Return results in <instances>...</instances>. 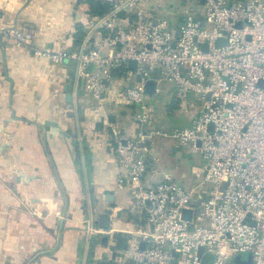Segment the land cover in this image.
<instances>
[{"label": "built area", "instance_id": "obj_1", "mask_svg": "<svg viewBox=\"0 0 264 264\" xmlns=\"http://www.w3.org/2000/svg\"><path fill=\"white\" fill-rule=\"evenodd\" d=\"M95 1L109 10L83 24L76 50L34 54L56 65L74 61L95 111L134 108L133 137L110 127L143 224L119 232L127 245L114 251L113 263L235 264L245 254L247 264H264V0H203L201 17L189 10L180 24L160 17L150 0ZM0 38L18 49L33 42L32 32L15 27H0ZM219 40L225 43L216 47ZM115 80L121 89L111 87ZM148 81L155 83L151 96ZM165 84L174 87L189 127L149 128L157 116L148 99L159 97ZM158 139L171 140L186 157H201L203 174L190 185L176 180L162 168ZM89 235L111 238L101 229Z\"/></svg>", "mask_w": 264, "mask_h": 264}, {"label": "crops", "instance_id": "obj_2", "mask_svg": "<svg viewBox=\"0 0 264 264\" xmlns=\"http://www.w3.org/2000/svg\"><path fill=\"white\" fill-rule=\"evenodd\" d=\"M0 3V27L33 34L31 46L22 49L0 38V264H107L102 254L110 239L116 244L126 236L119 232L143 224L117 165L110 127L133 137L134 108L104 105L102 112L95 111L97 104L72 61L56 65L34 54L41 48L71 52L79 47L76 28L83 31V24L93 20L86 0ZM202 4L183 0L181 11L172 12L173 20L180 24L189 10L200 18ZM113 85L123 87L118 80ZM157 100L165 112L173 104L182 106L169 84ZM184 117L180 123L188 126L176 129L190 126L188 114ZM155 145L161 162L163 157H185L171 140L158 139ZM162 168L184 185L203 174V168L178 174L176 165L162 163ZM107 218L111 238L106 236L103 245L105 236L90 237L89 230H104Z\"/></svg>", "mask_w": 264, "mask_h": 264}, {"label": "rangeland", "instance_id": "obj_3", "mask_svg": "<svg viewBox=\"0 0 264 264\" xmlns=\"http://www.w3.org/2000/svg\"><path fill=\"white\" fill-rule=\"evenodd\" d=\"M150 1L153 4L155 0H150ZM158 2H159V5H155V9L157 6H159L160 10L162 11V12L159 11L160 17L166 18L169 22L174 24L172 12L173 13H176V12L179 13L181 11L183 0H158ZM188 3L198 4V0H186V4H188ZM159 8H157L156 10L158 11ZM154 98L155 97H153L152 99L151 98L148 99L150 101V103H153V100H155ZM156 99H157V97H156ZM157 105L159 106V103H157ZM183 111H184V107L182 108L181 106H177V105L173 106V113L179 112L181 117H179V115L176 116V114L172 115L173 113L171 114L170 111H166L167 114L164 111L163 115L161 117L162 112L160 113V111H159V114L157 113L158 114L157 117L159 119L156 120V122H154L152 124V126L150 125L149 128L157 127L158 129L165 130L166 128L171 129L173 127L174 128L175 127H181V124L187 125L186 123L185 124L180 123V121L183 119V116L187 117V113L183 114L182 113ZM169 113H170V115H169ZM155 119H156V117H155ZM171 121H173V123ZM164 127H166V128H164ZM155 144H156V141L154 143V147L156 146ZM162 163L167 168H169L171 164L173 167H175V165H176V167H178V168H175V171H174L175 174H178L180 171H182L184 173H188V172H191V169L201 170L203 168V166L201 164L203 163V165H204V162H202V159L199 156H193V157H189V158H187L185 156L181 160H175L172 158L163 157ZM187 175L190 176V173ZM114 251H115L114 248H111L110 246L107 247L106 252L104 253V257L109 258L111 260V262H107V264H114L113 261H115L116 257H117V255L114 253Z\"/></svg>", "mask_w": 264, "mask_h": 264}, {"label": "water", "instance_id": "obj_4", "mask_svg": "<svg viewBox=\"0 0 264 264\" xmlns=\"http://www.w3.org/2000/svg\"><path fill=\"white\" fill-rule=\"evenodd\" d=\"M202 2H203V0H202ZM224 43H225V41L219 40V41L216 42L215 45H216V47H220ZM206 49H207V46L205 45L203 50L206 51ZM72 62L74 63V65H76V63L74 61H72ZM128 65H129L130 68H135V62H133V61H130ZM136 80L139 81L140 77L137 76ZM129 87H132V83L129 85ZM145 89H146V92L148 93V95L151 96L153 94V92H154V89H155V83L153 81H148L146 83V85H145ZM207 98H208V96H207ZM173 153H175V151H173ZM177 156L180 157V154L177 153ZM108 197L112 198V196H108ZM107 199H110V198H107ZM182 214H183L184 218L188 219L189 216H190V211L184 210ZM103 215H105V214H103ZM103 215L100 216L101 220H104V216ZM108 223L109 222H108V218H107L106 224L103 226L104 230H106L108 228ZM127 239H128L127 236H122V237L119 236L117 238V241H116L114 249L118 250V251H123L125 249ZM107 240L108 239H107L106 236L102 237L101 244L106 245L107 244ZM201 252H202V249L200 248L199 249V254ZM102 257H104V253L102 254ZM249 259H250L249 256H247L245 254H241V255H238L237 257H235L233 262L235 264H247L250 261Z\"/></svg>", "mask_w": 264, "mask_h": 264}, {"label": "trees", "instance_id": "obj_5", "mask_svg": "<svg viewBox=\"0 0 264 264\" xmlns=\"http://www.w3.org/2000/svg\"><path fill=\"white\" fill-rule=\"evenodd\" d=\"M86 3L88 5V7H89V14H90V16H93V17L94 16H101V15L105 14L109 10V6L107 4H105V3H102L101 1L86 0ZM81 29H82L81 27L76 28L77 40H76L75 43H77V44H79L81 42L82 38H83V31ZM154 99L155 100H153V104L156 105V116H158L159 111L161 113L162 111H164V109H163L162 106H158L157 105V103H159L158 100L156 98H154ZM174 105L175 104H173V106ZM173 106H170V107L166 108V110L170 111L171 114L173 113ZM170 113H169V115H170ZM171 122L173 123V121H171ZM173 129H174V127H173ZM168 130L170 131V129H168Z\"/></svg>", "mask_w": 264, "mask_h": 264}]
</instances>
